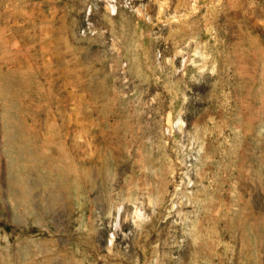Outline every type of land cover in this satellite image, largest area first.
<instances>
[{"label":"rangeland","instance_id":"1","mask_svg":"<svg viewBox=\"0 0 264 264\" xmlns=\"http://www.w3.org/2000/svg\"><path fill=\"white\" fill-rule=\"evenodd\" d=\"M0 264H264V0H0Z\"/></svg>","mask_w":264,"mask_h":264}]
</instances>
